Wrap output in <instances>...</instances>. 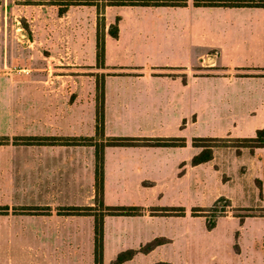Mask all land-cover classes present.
Segmentation results:
<instances>
[{"label":"rangeland","instance_id":"374dc122","mask_svg":"<svg viewBox=\"0 0 264 264\" xmlns=\"http://www.w3.org/2000/svg\"><path fill=\"white\" fill-rule=\"evenodd\" d=\"M27 2L0 0V264H11L13 255L17 262L18 232L32 227L38 216L24 213L23 207L45 210L49 206L36 203L56 191L51 188L57 172L49 149L15 143L14 136L58 134L57 123L66 122L64 115L71 107L73 131L92 134L97 82L130 85L138 75L147 83L165 75L176 79L173 85L200 82L196 92L187 88L185 101L176 94L182 117L169 129L170 137L186 139L179 149L186 160L169 173L173 178L155 189L162 192L164 203L138 205V215L183 216L185 245L170 250L175 259L171 264H264V147L238 146L240 138L256 134L253 128L259 121L264 124V68L227 70L213 47L204 48L200 60L181 70L115 65L106 59L100 64L96 32L99 26L105 39L110 35L106 7L100 18L85 7L60 20L58 5ZM81 18L88 22L82 25ZM111 20L118 24V18ZM113 55L120 64L133 59V52L121 47ZM248 79L244 91L241 87ZM195 136L229 138L230 145L216 147L211 160L194 165L193 154L200 150L192 145ZM124 264L170 263L155 257Z\"/></svg>","mask_w":264,"mask_h":264},{"label":"crops","instance_id":"0c3cea01","mask_svg":"<svg viewBox=\"0 0 264 264\" xmlns=\"http://www.w3.org/2000/svg\"><path fill=\"white\" fill-rule=\"evenodd\" d=\"M194 2L195 0H187L184 6H106L107 30L112 24V18L119 19L118 36L108 35L105 39L107 63L113 61L115 65L144 68L151 65L181 70L200 60L204 56V48L213 47L218 50L227 70L237 67L264 68V7L196 6ZM85 7L93 8L97 15L95 5H71L65 13L58 16L63 20L72 11H84ZM80 21L82 25L88 22L84 18ZM117 47H121L124 52L132 51L133 59L123 64L116 62L113 52ZM243 54L247 59L239 60ZM252 57L257 59L253 60ZM132 81L133 84L121 83L122 85L117 86L112 85L113 82L108 79L105 82L106 137H170V127L177 126L182 117L180 102H175L176 94L180 93L181 101H185L187 88L196 92L200 85V82L198 85L193 83L187 86L179 82L173 85L176 79L167 75L161 77V80L151 79L150 83L139 75ZM249 81L251 80L248 79L241 87L244 91L248 90ZM227 85L232 87L231 83ZM72 117L71 107L69 113L64 115L66 122L61 119L62 123H57L55 132L58 134L40 135H95L96 108L95 117L93 115L95 131L92 134L73 131V122H70ZM260 128H264V124L259 121L253 132L256 133ZM39 146L49 149L47 151L52 157L51 166L57 172V179L51 181V188L56 190L52 193L55 196L36 203L51 207L50 213L36 214L38 216H34L32 227L26 226L19 230L15 255L17 262L13 255L11 264H95V216L61 214L57 210L60 206L94 205L95 147ZM182 147L184 146H107L105 204L143 207L155 203L162 205V192L155 189H161V182L173 178L172 175L169 178V173L177 170L179 164L186 160L179 150ZM193 147L201 150L194 145ZM147 180L153 183H145ZM174 183L177 184L176 181ZM253 231L260 234L258 230ZM186 232L183 216L106 215L103 264H124L136 259L145 261L155 257L171 264L175 259H172L169 252L176 251L177 245H185ZM162 237L167 241L152 250L138 251L132 259L115 263L120 252L127 249L139 250L155 238Z\"/></svg>","mask_w":264,"mask_h":264},{"label":"trees","instance_id":"16d2710c","mask_svg":"<svg viewBox=\"0 0 264 264\" xmlns=\"http://www.w3.org/2000/svg\"><path fill=\"white\" fill-rule=\"evenodd\" d=\"M100 0H28V4H55L59 6V14H63L71 5H95L99 18L103 15V9L108 5H144V6H184L187 0H106L102 6ZM196 6H260L264 7V0H195ZM107 32L117 37L119 27L112 23ZM96 56L100 64L105 60V33L98 26ZM4 139H8L4 138ZM15 143L25 145H91L95 147V202L87 206H64L58 209L61 214H89L95 216V264H103L104 257V218L108 214L138 215L142 213L138 206H107L104 203L105 186V148L107 146H184L186 139L183 137H150V136H105V82H97L96 96V132L95 135H23L14 136ZM229 138L217 136H196L192 144L201 150L192 158L194 165L207 162L212 159L214 149L219 146H229ZM239 147H264V128L257 129L254 136L240 138ZM216 204V203H215ZM215 206V205H214ZM213 206V208H215ZM8 210V206L3 207ZM24 213L39 214L50 213V207L43 210L39 206H24ZM167 208H160L166 210ZM166 238H155L145 246L137 249H127L120 252L115 263L132 259L138 251H150L157 245L166 242Z\"/></svg>","mask_w":264,"mask_h":264}]
</instances>
